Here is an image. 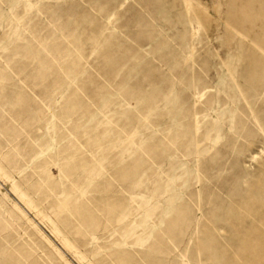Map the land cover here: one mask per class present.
<instances>
[{"label": "rangeland", "instance_id": "1", "mask_svg": "<svg viewBox=\"0 0 264 264\" xmlns=\"http://www.w3.org/2000/svg\"><path fill=\"white\" fill-rule=\"evenodd\" d=\"M0 264H264V0H0Z\"/></svg>", "mask_w": 264, "mask_h": 264}, {"label": "bare ground", "instance_id": "2", "mask_svg": "<svg viewBox=\"0 0 264 264\" xmlns=\"http://www.w3.org/2000/svg\"><path fill=\"white\" fill-rule=\"evenodd\" d=\"M71 248V247H70ZM72 249V248H71ZM75 254H77V252L75 251V250H72ZM80 258H82V257H80Z\"/></svg>", "mask_w": 264, "mask_h": 264}]
</instances>
